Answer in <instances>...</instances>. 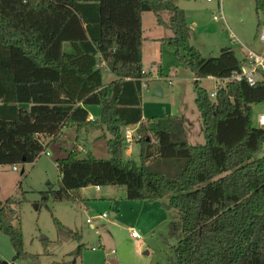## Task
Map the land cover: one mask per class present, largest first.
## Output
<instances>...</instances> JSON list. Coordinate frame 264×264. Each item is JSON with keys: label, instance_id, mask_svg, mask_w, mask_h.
<instances>
[{"label": "trees", "instance_id": "trees-1", "mask_svg": "<svg viewBox=\"0 0 264 264\" xmlns=\"http://www.w3.org/2000/svg\"><path fill=\"white\" fill-rule=\"evenodd\" d=\"M180 1L0 0V166L34 163L57 145L59 188L45 199L76 203L85 201L76 194L84 187L123 186L128 200L178 212L168 226L176 241L170 264H264V157H256L264 127L253 122L254 105L264 104V80L221 82L212 97L202 79L223 81L249 59L230 47L204 57L190 44ZM255 7L264 14V0ZM144 12L172 31L169 44L195 76L204 144L189 142L183 116L144 119L143 85L151 82L143 66ZM107 70L116 77L109 84ZM92 106L100 114L89 120ZM90 124L111 134L110 159L82 156L78 138L63 145L66 128L79 137ZM133 126L141 145L138 167L123 160V129ZM16 194L0 199V230L16 251L13 261L37 259L25 252L15 224L25 199ZM53 219L60 233L82 241ZM85 248L82 243L71 255Z\"/></svg>", "mask_w": 264, "mask_h": 264}, {"label": "rangeland", "instance_id": "rangeland-1", "mask_svg": "<svg viewBox=\"0 0 264 264\" xmlns=\"http://www.w3.org/2000/svg\"><path fill=\"white\" fill-rule=\"evenodd\" d=\"M219 2L224 12H227L228 18L232 17L233 21L214 20V16L220 11ZM178 5L189 10L188 18L191 22L196 21V25L192 26L190 44L204 57L218 56L222 48L233 47L238 57L242 58V50H245L248 42L252 43L251 47L255 51H264V42L261 40L264 14L257 13L255 0H183ZM164 16L167 19L169 13H165ZM156 20L153 12H144L143 66L151 75L150 84L143 90L144 119L155 116H183L187 122L189 142L204 144L206 138L195 101L193 84L195 76L177 56L174 47L169 44L168 39L171 36L166 34L172 32L154 26ZM230 22H233L236 27L234 28L240 30L248 42L237 33V38H230ZM154 29H157V34L163 36L158 47L152 40L156 35ZM113 76L107 70L104 72V81L112 79ZM170 79L172 83H169ZM201 85L210 94L215 92L217 87V83L208 78L202 79ZM157 86L162 87L163 97L154 95ZM91 112L95 118L100 114L97 106H92ZM261 113H264V104L254 105L253 122L256 126H260ZM129 129L132 130L133 127ZM125 132L126 128L123 129L124 138ZM77 136L75 129L66 128L62 135L63 145L66 148L71 147ZM111 137L106 129L102 130L97 125L90 124L83 129L76 142L82 145V156L110 159L112 156L107 143ZM124 145V162L140 166L139 142L134 140L129 143L125 139ZM57 156H62V153L57 145H52L36 162L19 165L18 170H15L13 165L0 166V199L4 201L17 195V192L19 195L23 193L25 199L19 207V219L15 224L21 226L25 252L38 257L13 261L16 251L9 236L0 230V262L170 264L171 258L174 257L173 246L176 241L169 237L168 226L171 221L179 219L176 210H166L159 202L128 200L123 186L102 187L101 191L95 186L84 187L76 194L87 200L76 203L54 201L52 195L45 199V192L50 188L54 190L59 188L60 173L55 164ZM256 157H264V143ZM23 168L24 174H22ZM102 213H106L107 217H101ZM54 217L63 225L81 234L82 241L79 242L77 239L66 237L65 233H60L54 223ZM88 219H92L95 227L90 225ZM132 230L138 232L139 237H133ZM43 237L47 240L43 241ZM82 243L86 244V248L81 256H72L71 253ZM112 250L115 252L111 253Z\"/></svg>", "mask_w": 264, "mask_h": 264}, {"label": "built area", "instance_id": "built-area-1", "mask_svg": "<svg viewBox=\"0 0 264 264\" xmlns=\"http://www.w3.org/2000/svg\"><path fill=\"white\" fill-rule=\"evenodd\" d=\"M217 19V17H216ZM261 40L264 42V28L261 32ZM247 58L249 59V63L242 65L240 71L233 72L229 77L225 78L223 81L215 78V81L217 84L221 82H226V81H247L250 85H256L259 81L264 80V51L261 53H256L253 51H249ZM199 79V78H196ZM169 83H172V80H169ZM147 84L143 85V90L147 88ZM216 95V91L211 93V96L214 97ZM94 117L90 115L89 120H93ZM259 124L260 127H264V114L260 115L259 117ZM128 127L125 132V139L127 142L131 143L135 139L139 137V134L137 133V127L133 129H129ZM136 134V135H135ZM15 170H18L17 166H14ZM98 191L102 189L100 186H95ZM101 217H107L106 213H102ZM88 222L92 227H95L92 219H88ZM133 237H139V234L136 231L132 232ZM115 250H112L111 253H114ZM12 264H17V263H12Z\"/></svg>", "mask_w": 264, "mask_h": 264}, {"label": "crops", "instance_id": "crops-1", "mask_svg": "<svg viewBox=\"0 0 264 264\" xmlns=\"http://www.w3.org/2000/svg\"><path fill=\"white\" fill-rule=\"evenodd\" d=\"M182 9H184L185 10V15H186V20H187V22H188V24H189V27H190V38H191V33H192V31H193V29H192V26L193 25H196V21L195 20H193V22H191L190 20H189V18H188V16L190 15L189 13H188V9H186V8H184V7H181ZM219 14H217V15H215L214 16V20L215 21H219L220 19H224V20H226V19H231L230 21H233L232 20V17H230V18H228V16H227V12L225 13L224 12V10H223V8H222V6H221V3L219 2ZM144 14V13H143ZM216 17H217V19H216ZM142 23H143V16H142ZM233 25V26H232ZM154 26H157V27H159V28H164V29H166V30H169V31H171L170 29H168V28H165L164 26H161V25H159L158 23H157V20H156V22H155V25ZM235 25L233 24V22H230V26H229V30H230V38H237V36H236V33L243 39V40H245L246 42H248V39L242 34V32L240 31V30H236L235 28ZM155 31V33H156V35L154 36V38L152 39L153 41H154V43L156 44V46L158 47L159 46V44H160V42L163 40V36L161 37L160 36V34H157V29H154ZM172 32V31H171ZM154 33V34H155ZM145 29H144V25H143V37H144V39H145ZM166 35H169V36H172L173 35V33L172 34H169V33H167ZM147 38L149 39V37L147 36ZM252 46V43H249L248 42V46L245 48V50H242L241 48H240V50H242V54H243V56H242V58H240V59H244L245 57H247V55H248V52L249 51H253V52H256V53H261V52H257V51H255L254 50V48L253 47H251ZM254 46V45H253ZM230 48H232L235 52H236V54H237V51H236V49H234L233 47H230ZM144 50V48L142 47V51ZM263 51V50H262ZM238 56V55H237ZM114 77V78H113ZM112 77V79H110V80H108V81H106L105 83L106 84H109L110 82H112L113 80H115L116 79V77L115 76H113ZM204 79V78H203ZM208 79H210V80H214L215 81V79H214V77H208ZM216 82V81H215ZM254 108V107H253ZM95 114V113H94ZM262 114H264V113H261L260 115H262ZM91 116H93L94 117V115H93V112H91ZM95 118V117H94ZM137 126H134V128H136ZM127 129V128H126ZM188 132V131H187ZM77 138H78V136H77ZM188 138H189V135H188ZM78 140V139H77ZM78 146H79V148H80V150L82 149V145H80L79 144V142L78 143H76ZM101 191V190H100ZM110 197H111V195H109ZM87 199L85 198V201H86ZM113 215H115V214H113ZM132 231H135V230H132ZM138 233V232H137ZM139 234V233H138ZM103 246V245H102ZM94 250H96V249H94ZM89 264V263H88ZM91 264H94V263H91ZM95 264H98V263H95Z\"/></svg>", "mask_w": 264, "mask_h": 264}, {"label": "water", "instance_id": "water-1", "mask_svg": "<svg viewBox=\"0 0 264 264\" xmlns=\"http://www.w3.org/2000/svg\"><path fill=\"white\" fill-rule=\"evenodd\" d=\"M154 95L157 97H163L164 96V92L161 86H157L155 91H154ZM24 171V169L22 170V172ZM46 237H43V240H45ZM0 264H9L6 261L0 262Z\"/></svg>", "mask_w": 264, "mask_h": 264}]
</instances>
